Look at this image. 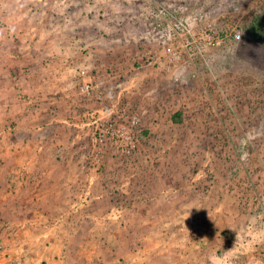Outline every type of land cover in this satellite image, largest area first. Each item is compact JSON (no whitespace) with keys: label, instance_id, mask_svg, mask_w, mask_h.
<instances>
[{"label":"rangeland","instance_id":"obj_1","mask_svg":"<svg viewBox=\"0 0 264 264\" xmlns=\"http://www.w3.org/2000/svg\"><path fill=\"white\" fill-rule=\"evenodd\" d=\"M176 2L226 32L182 74L144 42ZM51 4L0 47V264H264V0Z\"/></svg>","mask_w":264,"mask_h":264},{"label":"built area","instance_id":"obj_2","mask_svg":"<svg viewBox=\"0 0 264 264\" xmlns=\"http://www.w3.org/2000/svg\"><path fill=\"white\" fill-rule=\"evenodd\" d=\"M146 10L149 34L145 36L144 42L153 43V46L148 47V60L180 65L181 74L187 73V68L191 67L189 65L195 63L198 52L221 43V36L226 33L220 30L208 11L192 9L184 2L148 5ZM227 33L235 41L243 39V32L238 27L229 28ZM197 71L194 69L191 75L196 77ZM82 74L87 75V70H82ZM102 89V83L98 81L84 82L81 85V90L87 94L100 92ZM133 123L137 124L138 121L133 119Z\"/></svg>","mask_w":264,"mask_h":264},{"label":"crops","instance_id":"obj_3","mask_svg":"<svg viewBox=\"0 0 264 264\" xmlns=\"http://www.w3.org/2000/svg\"><path fill=\"white\" fill-rule=\"evenodd\" d=\"M55 0L49 1V0H0V47L2 45H5L6 43L13 44L16 48L24 47L26 45H30L31 47H35L38 43V41H34L35 45L33 44L34 39L31 40V42H28L30 38L26 36V32H34L39 30L40 26V16L44 14H49V11L52 9L51 2H54ZM65 3V1H64ZM71 3H75L72 2ZM70 3V4H71ZM51 5V6H50ZM70 7V5H68ZM67 24V23H66ZM69 24H67L68 26ZM18 52V51H17ZM1 53V50H0ZM17 53H15V56L13 59V65L12 67L14 70H21V65L18 64L21 60L20 55L16 56ZM9 59L8 57L5 58L4 54H0V64L4 61ZM32 61V59H31ZM54 63V62H53ZM51 63H49V66ZM61 67L63 68L64 65L62 64ZM55 68V67H54ZM60 68V67H59ZM47 69V68H44ZM60 71L61 70H55ZM17 77H19L17 75ZM38 79V76H36ZM20 80V77H19ZM2 82H4L3 79L0 78V110L3 112H6L9 109L10 102L7 101V98L5 94L7 92H12L14 95H21L23 93L22 86H12L11 88H6L3 86ZM40 84L36 85L33 89H35L36 95L40 94V91H42V86H39ZM47 87V86H46ZM48 88V87H47ZM5 89V91H4ZM48 91V90H47ZM16 106V105H14ZM36 108H39V104L36 105ZM7 120L5 119V122ZM18 123V126L21 127L23 125V122L21 120H16ZM16 127V125H15ZM5 134V133H4ZM1 136V133H0ZM6 136H1L0 140L5 141ZM19 140L22 139V137H18ZM8 150V148H6ZM18 150L17 148L14 150V153H16ZM19 155H21V152ZM18 155V157H20ZM1 174V173H0ZM15 190V189H14ZM0 198L1 195H0ZM6 197L0 199L3 200Z\"/></svg>","mask_w":264,"mask_h":264}]
</instances>
